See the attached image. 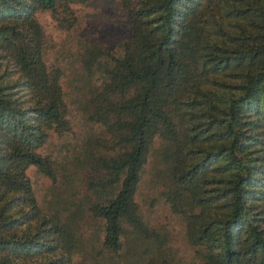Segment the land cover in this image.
Wrapping results in <instances>:
<instances>
[{
    "label": "trees",
    "instance_id": "1",
    "mask_svg": "<svg viewBox=\"0 0 264 264\" xmlns=\"http://www.w3.org/2000/svg\"><path fill=\"white\" fill-rule=\"evenodd\" d=\"M88 1L0 0V264H81L84 215L102 223L109 254L126 228L147 239L134 195L155 138L165 202L198 264H264V0H120L130 31L120 54L89 46L77 60L86 120L103 132L77 162L86 197L40 207L27 171L56 186L40 150L71 126L37 14L68 32Z\"/></svg>",
    "mask_w": 264,
    "mask_h": 264
},
{
    "label": "rangeland",
    "instance_id": "2",
    "mask_svg": "<svg viewBox=\"0 0 264 264\" xmlns=\"http://www.w3.org/2000/svg\"><path fill=\"white\" fill-rule=\"evenodd\" d=\"M77 25L68 32L57 30L46 14H37L46 43L45 62L63 70V99L67 106V119L71 133L57 136L49 133L40 154L54 163L58 183L55 187L33 170L27 174L33 184L35 197L43 210L52 205H66L70 201L82 202L86 197L84 175L77 165L82 147L88 139L103 137L101 127L86 120L87 90L81 80L78 57L89 46L118 56L121 46L130 38L124 24L120 0H89L74 6ZM162 143L155 138L142 168L134 195V202L149 237H137L126 228L117 255L105 252L102 247V223L81 216L77 221V247L73 263L81 264H145L156 257L175 264H198L195 250L185 239L184 222L171 213L165 202V192L170 187L165 164L161 161ZM108 192L107 197H112ZM188 209L189 206L184 207Z\"/></svg>",
    "mask_w": 264,
    "mask_h": 264
}]
</instances>
